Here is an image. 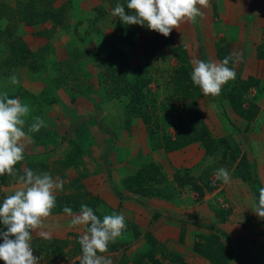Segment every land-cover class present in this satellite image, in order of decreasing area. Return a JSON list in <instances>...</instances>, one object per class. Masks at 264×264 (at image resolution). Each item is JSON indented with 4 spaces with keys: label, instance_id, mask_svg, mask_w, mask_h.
I'll use <instances>...</instances> for the list:
<instances>
[{
    "label": "rangeland",
    "instance_id": "rangeland-1",
    "mask_svg": "<svg viewBox=\"0 0 264 264\" xmlns=\"http://www.w3.org/2000/svg\"><path fill=\"white\" fill-rule=\"evenodd\" d=\"M43 3L51 5L56 0H44ZM3 4L11 7L19 4L23 14L26 11L27 15L32 11L28 0H0V8ZM32 4L39 3L34 0ZM62 4L64 7L66 5L68 23H54L47 19L30 26L12 18L5 20L4 30L0 32V93L7 92L9 98L13 95L14 99L30 108L25 117L26 135L19 142L24 150L25 163L20 167L19 174L28 168L49 172V165L44 166L47 150H55L60 143L68 144V136L75 128H91L92 136L95 135V129L101 131L99 144L80 148L76 163L78 179L75 183H64L60 196L64 204L70 202L89 206L90 191L93 197L100 198L106 185H109L110 190H115L119 197L123 198V193L117 188L123 187L124 193H128L126 197L130 205L123 213L127 214L126 229L115 243H110L108 252L98 253L110 257L113 264H132L139 253L150 248L145 233L150 231L154 237L151 231L153 212H160L164 217L183 213L186 221L197 217L198 206H202L204 196L197 198L189 185L180 187L174 182L173 174L182 173V168H187L186 172L205 186L216 184L214 189L205 190L204 193L215 192L211 195L213 197L208 198L209 207L214 201L218 202V197H222L219 199L221 203L227 200L223 198L224 195L217 193L226 191L227 185L214 175L220 167L228 169L231 179L239 177L244 181L242 186L238 183L231 186L230 198L234 197L237 205L246 206L239 196L247 194L244 192L247 184L250 190L247 195H252L250 197L254 204V188L258 191L259 187H264V0H209L207 7L198 4L202 16H198L195 22L187 19L181 21L178 28H174L167 37L146 26L125 25L123 22L120 25L115 21L109 22L110 19H107L106 24L92 21L90 25L93 32L101 34L98 43L88 37L84 41L81 37L83 34L88 36L90 30H78L76 24L71 28L74 21L69 12L72 0ZM108 26L112 30L106 33ZM68 29H71L70 35ZM25 32L34 39L32 45L28 46L30 54L22 62L7 59L8 42L15 35L23 40ZM134 35L135 41H131ZM75 37L82 40L79 46L75 44L76 40L74 42ZM168 40L177 46L181 59L169 49ZM123 44L128 47L125 54L126 68L115 51ZM92 50L95 54L89 55ZM233 52L240 53V59L229 64L234 67L237 76L222 85L219 96L205 95L192 83L190 72L193 60L221 61ZM7 74L10 77L15 75L19 82L12 84L10 79H5L4 75ZM250 75L259 78L260 82L256 86L244 88V81ZM137 77L148 79L149 92L146 94L147 99L137 101L136 105L153 118V125H158V133L174 135L180 132L178 123L186 127L194 123L197 125L196 121L201 119L211 139L227 136L231 139V148H224L222 144L207 153L198 142H194L177 150L168 151L164 147L154 149L147 134V125L140 115L128 109L130 92L120 91L125 87L126 80L133 82ZM239 109L248 115L249 120L241 115ZM35 116L44 119L47 127L38 133H27V127ZM103 125L109 133L104 131ZM79 140L84 141V136H80ZM147 161L150 165L143 169ZM73 170L71 164L70 176H73ZM135 172L139 174L135 176ZM133 176L135 179H132ZM246 177L251 180H246ZM5 191L2 186L0 203L7 197ZM9 195L12 194L9 192ZM153 197H161L164 202L153 205L146 200ZM133 200L139 205L136 211ZM93 210L98 217L103 218L95 198ZM134 211L140 215L141 226L131 217ZM149 217L151 220L147 225ZM258 223H264V219ZM70 225L72 231L67 232L69 223L49 224L48 217L42 218L40 226L32 231V239L46 232L50 237L60 238V243L64 242L65 245L59 255L52 253L46 257L34 251V256L40 258L39 264H79L82 252L78 238L85 233L82 227L85 225ZM0 229L6 231L2 223ZM259 229H252L253 239H256ZM176 230L169 233L162 228L159 236H175ZM238 233L242 234L241 231ZM138 236L144 244L146 242L145 245L136 242ZM195 240L200 243L201 252L198 256L201 264H204V259L218 264L230 254L228 249H232L228 244L232 240H228L225 232L211 231L205 238L196 237ZM0 241L3 239L0 238ZM118 243L121 244L119 247H112ZM192 244L189 246L191 250ZM167 246L165 243L155 244L152 252L163 261L169 260L170 252L180 254ZM238 250L245 252L243 247ZM180 255L191 264L197 262L189 250ZM263 258L264 247L253 248L250 259L259 262Z\"/></svg>",
    "mask_w": 264,
    "mask_h": 264
},
{
    "label": "clouds",
    "instance_id": "clouds-1",
    "mask_svg": "<svg viewBox=\"0 0 264 264\" xmlns=\"http://www.w3.org/2000/svg\"><path fill=\"white\" fill-rule=\"evenodd\" d=\"M198 4L207 7L209 0H117L111 15L118 17L125 25L146 26L167 37L174 28H178L181 21L187 19L195 22L198 16H202ZM239 59L240 53L233 52L221 61L193 60L191 81L205 95L219 96L222 85L237 76L234 67L229 66L230 62L235 63ZM9 79L12 84L19 82L15 75ZM29 112L27 104L9 98L7 92L0 93V176L7 173L25 186L0 203V223L6 229H0V238L3 239L0 260L5 264H39L40 258L34 256L35 250L30 244L32 231L56 207L55 190L62 191L64 187V180L54 178L47 171L28 168L19 174L20 169L15 167L24 159V150L19 142L26 135L25 117ZM32 120L27 133H38L47 127L46 121L40 116ZM214 175L224 184L230 183L228 169L220 167ZM251 210L264 219V187L258 188V200ZM63 212L72 218L73 225L90 224L78 238L82 252L79 264H113L110 257L100 254L108 252L110 243H115L126 229L125 215L113 212L101 219L87 204L80 205L78 214L67 205ZM40 236L43 239L50 238L46 232H41Z\"/></svg>",
    "mask_w": 264,
    "mask_h": 264
},
{
    "label": "crops",
    "instance_id": "crops-1",
    "mask_svg": "<svg viewBox=\"0 0 264 264\" xmlns=\"http://www.w3.org/2000/svg\"><path fill=\"white\" fill-rule=\"evenodd\" d=\"M64 1H69V0H56V3H53L52 5L53 7H60V5ZM111 9H112V6L110 5L109 0H72V6L69 9V12H71V16H72V19H74V21L72 22L71 28L72 29L74 28L73 24H77L78 26L76 27L78 30L79 28H83V30L85 31L87 28L91 29L92 26L90 24L92 23V21H95V22L100 21V22H103V24H106L107 19H110L109 22L115 21L116 23H118L115 17L111 15ZM96 17H98L97 20H94ZM48 24H45V25H48ZM92 29L90 30L91 32L88 35V39H91V40L94 39L98 43L100 40L99 36L101 34H98V33L95 34V32H93ZM109 29L111 28L108 26L105 32L107 33ZM68 32L70 35L71 29H68ZM24 34H25L23 36L24 42L27 44V46H31L34 40L33 36L30 35L28 32H25ZM78 40H79L78 37L74 38V42L76 45H78L79 43ZM131 40L135 41V35L132 36ZM91 54H95V51L94 50L90 51L89 55ZM4 77L5 79H9L10 75L7 74V75H4ZM58 119L60 120V117ZM243 120L244 121L246 120L245 122L248 121L247 119H243ZM88 129L90 130V133ZM88 129L86 127L75 128L74 130H72L71 135L68 136V140H69L68 144L60 143L55 148V150L53 151L47 150L46 157H45L46 163L44 166L47 167V165H49V172L52 173V176L54 178H60L64 180V183L66 184L75 183L76 179H78L76 177L77 176L76 175V163H77V153L78 152L81 153L80 148L81 147L86 148L89 145L92 146L93 143H95V145L100 143L98 137L101 136V133H100L101 131H98L95 129L94 131L95 135L92 136L91 128H88ZM104 131H106V133L108 132L105 129ZM80 136H84V141L79 140ZM59 138L61 139V137ZM71 156H72V159H71ZM23 164H25L24 159L18 162L16 166H18V169H20V167H22ZM71 164L73 165V169H74L73 176L69 175L70 170H71ZM237 183L240 186H242V184H244V181L242 182L241 178L239 177H233L230 180V183L226 185V191H223V193H221L222 191L217 192L220 195H224L223 198L225 197L228 200V201L226 200L227 202L223 200L224 203L219 202V199L220 198L222 199V197L219 198L217 196L218 202L214 201L213 205L210 204V207H209L208 198L210 199V197H213L211 195H213V193L215 192L213 193H211L210 191L206 192V194L203 197L202 206H198L197 217L193 220L186 221V218L183 217L182 211H181L182 214L179 216L176 215L173 217V215L170 214L169 217H164V215H160L158 218L153 219V222L151 221V231L154 237L156 238L157 244L158 245L164 244V243L168 244L167 247L170 248V250L176 251L180 254L186 253V251L189 250V254H191L193 258L196 259L197 261L196 264H201L199 261L198 253L191 250V248L189 247L190 243L194 242V240L196 239L198 235L200 236V238L201 237L205 238L206 236H208L209 232L211 231L212 232L218 231V233L225 232V234L228 235V240L229 238L230 240H232V242H228V244L232 247L234 252L230 254L228 257L224 258V260L218 264H258V263L264 264V258L262 259V261L259 260V262H256V260L250 259V253L252 254L253 248L264 247V234H262L264 233V223L256 224L258 221L261 222V219L255 216V214L251 210L254 201L250 197L252 195L250 194L247 195L250 192L247 184L245 185L246 189L244 191L247 194H244L245 195L244 197L241 195L239 196L240 198L242 197V200L245 202L246 206L242 204L237 205L235 203V198L232 196L230 198L231 186ZM20 188H23L22 184L18 183V181L12 177L10 182L4 186V189L6 190L5 194L7 196L9 195V192L11 194H14L15 191H17ZM223 189H224V185H223ZM116 190L123 193V198L119 197L116 194L115 190H110L109 185L104 186V192L101 193L99 196L100 198L97 197V199L96 197H93L92 191H90L91 194H89L88 197L90 199L91 205H89V207H91L92 209L94 208V198H95V201L98 202L100 205V212H101L100 215L101 216L109 215V214H112L113 212L125 214L127 211L126 207H129L130 205L129 203H127L129 199L128 197H126V195H128V193H124L123 187L122 189L117 188ZM218 190L219 189L214 190V191H218ZM55 195H56V201L61 202V203L60 205L56 204V207L52 210L51 214L48 216L49 224L53 223V224L58 225V224H63V221L67 222L69 223V226L66 228V231L70 232L72 231V226L70 225L72 224L71 223L72 218L68 214L63 212V208L65 205H67L73 209L74 213L78 214L80 210V205L78 206V203L72 204L70 202L68 204H64L63 199L61 200L62 196H60L62 195V193H60L59 190H55ZM146 200L147 201L149 200L153 205L154 204L157 205L158 203L164 202V199H162L161 197L146 198ZM134 201L135 200H133V203ZM134 206L136 207L135 209L136 211L137 208H139V205H136L134 203ZM238 207H242V208L238 209ZM135 211L132 212L131 217L132 219H134V221L137 224H139L140 215L139 213H135ZM125 216L127 217V214ZM151 219L150 217L148 218V221H146L147 225L150 224ZM247 221H249L250 224ZM209 225L214 226V228L208 227ZM88 226L89 225L82 226L84 227V230H83L84 232L86 231V228ZM165 227L168 228L167 231L165 230ZM254 227L260 228L258 230V234L255 235L256 239H253L254 234L252 233V229ZM162 228H164V231L169 232V233L172 232L173 229H177L176 235L175 236L168 235L167 237H164V238L160 237L159 231ZM140 229L142 228L140 227ZM238 231H241L242 234H239ZM258 236L262 238H259ZM37 238L43 239L41 236H38ZM50 238L58 239V240L60 239L57 237H50ZM136 242H140L142 245L144 244L143 240H141L139 236L136 239ZM120 245L121 244H119L117 247H119ZM240 247H243L245 249V252L239 251L238 249ZM202 263L215 264L214 262L211 263L210 261L205 260V259L203 260Z\"/></svg>",
    "mask_w": 264,
    "mask_h": 264
},
{
    "label": "trees",
    "instance_id": "trees-1",
    "mask_svg": "<svg viewBox=\"0 0 264 264\" xmlns=\"http://www.w3.org/2000/svg\"><path fill=\"white\" fill-rule=\"evenodd\" d=\"M29 1L30 0H28V4H29ZM33 1L34 0L31 1V5L29 4L30 9H32L29 15H27L28 12L26 13V11L23 14V11L19 6L20 3L17 4L15 7H11V6H7L6 4H3V7L0 8V32H3L4 30L5 20L12 19V18H15L16 21H24L25 24L30 25V26L35 25V24L37 25L47 19L54 21V23L55 22L61 23L62 21H65V23H68V20L65 16L66 5L65 7L63 6V4H61L60 7H53L52 4L49 5L47 3H43L44 0H36L38 1L39 4L33 5L32 4ZM109 2L113 8L115 4L117 3V0H109ZM22 5L24 6L23 3ZM1 16H4V17H1ZM115 19L117 20L118 24L120 25L122 24V21H120L118 17H115ZM76 26L78 25L76 24ZM91 29L87 28L85 31H88ZM14 31H15V27H14ZM15 36L16 37L13 38V40L8 42L9 49L8 48L7 49L9 53L7 55V59L11 58L15 62H22L23 59H25L27 55L30 54V49L27 46V44L24 42V40H22L17 35ZM81 37H83V40L86 41L88 36L87 34L86 35L83 34L81 35ZM81 41L78 40L79 42L78 46L81 43ZM131 43L132 42H130L129 45H131ZM126 45L123 44L122 47L115 49L117 58L121 61V63L123 61L125 68L128 66V64L126 63L127 60L125 56L126 52H128L127 51L128 47H125ZM167 45L169 49L172 50L173 53L178 58L179 57L180 59L182 58L180 53H178L179 49L177 48V46L172 44L171 40L167 41ZM259 82H260L259 78L250 75L244 81L243 85H244V88H247L249 86H256L259 84ZM148 84H149L148 79L137 77L136 80H133V82H129L126 80L124 82L125 87L123 89H120V91L130 92V95H129L130 100L128 103V109L140 115L143 122L147 125V134L149 136L150 141L152 142V146L154 149L164 147L165 148L164 150H168V151L177 150L187 144L194 143V142H198L201 145V147L204 149V151H206L207 153L212 152V150L218 148L216 146H220L222 144L224 145V148L225 147L228 149L231 148V145H230L231 139L227 136L221 137L218 139H211L209 130L207 126L205 125V123L201 121V119H199V121H196L198 123L197 125L196 123H194V125H189L186 127H183L181 123H178V128H180V132L178 133L176 132V134L174 135L164 133V132L158 133L156 131V129H158V125L157 124L153 125V118L148 114V112L141 111V107L136 105L137 101H140L142 99H147L146 94L149 92ZM10 98H13V95H11ZM239 111L242 116H244L245 118L247 117L248 119V115L246 113H243L242 109H239ZM126 126H128V124H126ZM103 128L105 129L104 125H103ZM146 163L147 164L144 165L143 169H145L147 165H150L148 164L149 163L148 161ZM151 165H153V163H151ZM181 170H182V173L176 172L173 174L174 182L180 187L189 185L191 189L196 193L197 198H202L204 196L205 190H211L216 187L215 183L205 186L197 182L192 175L186 172L187 168H182ZM138 174L139 172L134 173L135 176H137ZM135 176H133L132 179H135ZM11 179L12 177L9 176L7 173H5L3 176H0V190L2 186L7 185ZM245 179L251 180L249 178L247 179V177ZM134 192H138V191L134 190ZM254 198L256 202L258 200V191L255 188H254ZM56 204L60 205V202L56 201ZM160 215H161L160 212L155 211L152 213V218L156 219ZM208 227L214 228V226L212 225H209ZM197 237L199 238L200 236L198 235ZM145 238H146L147 243L150 245V248L148 247L149 249H146L144 252L139 253L138 256L133 260L132 264H191L183 256L175 252L169 253L170 258L168 261H163L159 259L152 252V249L153 247H155V244L156 245L158 244L156 242V239L152 236L150 231H147L145 233ZM60 242L61 241H59L58 239H41L37 237L33 238L30 241L35 252L37 254L45 255L46 257H48V255L50 256L52 253H54V255H59V251L65 245L64 242H62V244ZM2 243L3 241H0V244ZM118 245L119 243L117 245H113L112 247L115 248ZM192 250L197 253L201 252L200 243L198 240H195L193 242ZM228 251L230 252V254L234 252L233 249H228ZM230 254H228L227 257ZM0 264H5V262L3 260H0Z\"/></svg>",
    "mask_w": 264,
    "mask_h": 264
}]
</instances>
